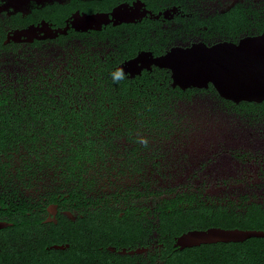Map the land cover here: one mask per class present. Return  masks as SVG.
I'll return each mask as SVG.
<instances>
[{"label": "flooded vegetation", "instance_id": "af4514ba", "mask_svg": "<svg viewBox=\"0 0 264 264\" xmlns=\"http://www.w3.org/2000/svg\"><path fill=\"white\" fill-rule=\"evenodd\" d=\"M210 1L221 6L206 12L201 4ZM186 4L0 0V65L7 69L0 71V95L6 96L0 125L10 128L0 183V221L10 225L0 228V264H155V252L163 250L155 245V191L172 190L168 198H173L180 188L155 190V182L140 176L185 173L192 158L203 159L202 173L208 154L223 147L192 139L186 108L197 94L216 99L220 109L257 132L245 147L230 151L240 163L230 183L262 192L212 196L200 185L179 193L195 194L205 215L215 201L230 216L264 231V185L253 182L264 180V145L256 144L264 141V100L234 102L210 84L173 86L168 70L152 62L160 54H155L156 30H207L201 21L215 27L218 15L237 7L263 10L264 0ZM121 5L127 21L82 27L83 15L111 18ZM194 41L220 40L196 35ZM120 68L125 78L115 82L112 73ZM141 138H147V148ZM123 176L138 179L122 183ZM31 182L41 185L34 198L19 191ZM248 258L242 264H264V246Z\"/></svg>", "mask_w": 264, "mask_h": 264}, {"label": "trees", "instance_id": "16d2710c", "mask_svg": "<svg viewBox=\"0 0 264 264\" xmlns=\"http://www.w3.org/2000/svg\"><path fill=\"white\" fill-rule=\"evenodd\" d=\"M186 1L155 0V8H158L159 3L162 5L167 2L182 3L184 7H187ZM190 1L200 5V0ZM261 9L250 11L251 9L248 8L237 7L229 13L214 18L215 27L210 26L206 20L201 21L200 24L207 25V30L158 29L155 31V54L161 53L177 41H191L196 35H201L206 40H235L243 35L264 33V8ZM249 12L252 13L250 18ZM160 81L162 82V79ZM210 87L212 88L211 85ZM4 97L6 98L5 95H0V102L5 101ZM36 101H42V99ZM9 130L10 128L0 125V183L4 182L6 175L7 164L2 156L6 157L9 151ZM6 189L3 190L5 195L9 192ZM171 192L172 190L155 191V197ZM201 203L195 194L187 193H178L173 198H164L161 202L155 203V245L161 244L163 249L159 256L158 251L155 252V264H242L248 261V257H253L256 248L264 246L263 237H252L241 242L202 244L182 250L173 246L174 237L188 229H203L210 226L253 229L249 222L227 214L226 208H221L220 205L215 206V201L207 205L208 214L205 215L202 213Z\"/></svg>", "mask_w": 264, "mask_h": 264}, {"label": "water", "instance_id": "95a60500", "mask_svg": "<svg viewBox=\"0 0 264 264\" xmlns=\"http://www.w3.org/2000/svg\"><path fill=\"white\" fill-rule=\"evenodd\" d=\"M125 5L107 14L83 15V28L113 21H127ZM155 66L170 73L173 86L182 89L206 88L210 85L223 98L239 101L264 100V33L240 37L236 42L220 40L213 43L194 41L175 44L152 58ZM10 223L0 221V228ZM264 237L263 230L223 228L188 229L174 237L173 246L184 248L202 244L241 242Z\"/></svg>", "mask_w": 264, "mask_h": 264}, {"label": "rangeland", "instance_id": "374dc122", "mask_svg": "<svg viewBox=\"0 0 264 264\" xmlns=\"http://www.w3.org/2000/svg\"><path fill=\"white\" fill-rule=\"evenodd\" d=\"M201 5L206 7V12H212L221 6V2L210 1L207 5L206 3ZM190 42V40H180L178 44ZM3 69L7 70L5 65H0V71L4 72ZM186 109H188L186 112L188 116L190 115L189 118L192 120L193 141L206 139L208 145L212 146L214 144L215 146L222 143L223 147L218 149L214 147V150L208 154L207 160L209 163L202 173L199 172V164L203 159L192 158V168L185 173L170 175L153 173L141 175L140 178L142 182L143 180L145 182H155V190L159 187H163L164 190L172 187H179L178 193L195 191L194 189H198L200 185H202L204 193L212 196H221L229 193L237 195L242 193L251 194L254 192H262V190H247V184L233 185L230 183L234 176L238 174L237 168L240 166V163L236 162L231 157L230 151L239 149L241 146L245 147L247 143L246 139L252 140L254 135L257 136V132L252 131L253 129L251 126L246 124V121L241 120L242 118L240 116L220 109L217 100L206 94L195 95L191 100V105H187ZM238 123L242 124L238 125ZM250 132L252 134H250ZM256 144L264 145V141L262 139H256ZM222 151L223 153H221ZM218 164H220L223 169L218 167ZM44 178L47 180L46 175H44ZM121 179L122 183H127L135 182L138 178L133 180L131 178L130 180L127 176H123ZM223 181H228V184ZM253 182L260 186L264 185L263 179L255 178ZM39 184L40 182H31L28 188L21 187L19 191L20 193L28 195L30 198L37 197L42 192L40 188L41 185ZM172 195L173 193H165L160 197H155V203L159 202L161 198H168Z\"/></svg>", "mask_w": 264, "mask_h": 264}, {"label": "clouds", "instance_id": "9594fccd", "mask_svg": "<svg viewBox=\"0 0 264 264\" xmlns=\"http://www.w3.org/2000/svg\"><path fill=\"white\" fill-rule=\"evenodd\" d=\"M112 78L115 82H119V81L123 80L125 78V73H124L123 68H120V69L116 70L114 73H112ZM140 143L145 148H147L148 144H149L147 138H141Z\"/></svg>", "mask_w": 264, "mask_h": 264}]
</instances>
